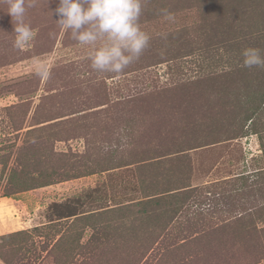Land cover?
I'll list each match as a JSON object with an SVG mask.
<instances>
[{
    "label": "rangeland",
    "instance_id": "374dc122",
    "mask_svg": "<svg viewBox=\"0 0 264 264\" xmlns=\"http://www.w3.org/2000/svg\"><path fill=\"white\" fill-rule=\"evenodd\" d=\"M58 5L0 0V264H264V0H142L120 74Z\"/></svg>",
    "mask_w": 264,
    "mask_h": 264
},
{
    "label": "clouds",
    "instance_id": "9594fccd",
    "mask_svg": "<svg viewBox=\"0 0 264 264\" xmlns=\"http://www.w3.org/2000/svg\"><path fill=\"white\" fill-rule=\"evenodd\" d=\"M27 7L35 0H7V13L14 25V47L24 49L34 38L31 26L25 23ZM60 17L57 24L80 45L90 46L91 68L98 72L123 73L137 61L148 47L150 37L141 30L139 19L142 0H59L55 9ZM165 17L173 19L170 13ZM242 66L264 68L261 49L249 47L242 52ZM37 75L48 78L50 73L44 65H38Z\"/></svg>",
    "mask_w": 264,
    "mask_h": 264
},
{
    "label": "crops",
    "instance_id": "0c3cea01",
    "mask_svg": "<svg viewBox=\"0 0 264 264\" xmlns=\"http://www.w3.org/2000/svg\"><path fill=\"white\" fill-rule=\"evenodd\" d=\"M3 199H7V200H10V198H7V197H0V200H3ZM5 225H0V234L2 233V232H5V227H4Z\"/></svg>",
    "mask_w": 264,
    "mask_h": 264
},
{
    "label": "trees",
    "instance_id": "16d2710c",
    "mask_svg": "<svg viewBox=\"0 0 264 264\" xmlns=\"http://www.w3.org/2000/svg\"><path fill=\"white\" fill-rule=\"evenodd\" d=\"M4 196H8V195H6V194H3Z\"/></svg>",
    "mask_w": 264,
    "mask_h": 264
}]
</instances>
